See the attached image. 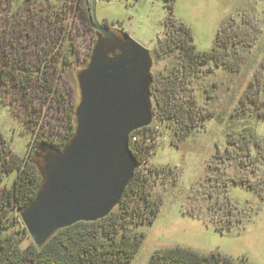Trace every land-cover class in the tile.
<instances>
[{
	"label": "rangeland",
	"instance_id": "1",
	"mask_svg": "<svg viewBox=\"0 0 264 264\" xmlns=\"http://www.w3.org/2000/svg\"><path fill=\"white\" fill-rule=\"evenodd\" d=\"M93 8L101 27L149 52L159 84L183 66L167 47L179 26L196 52L217 41L231 68L210 62L177 83L199 121L188 134L152 120L139 167L148 181L133 205L145 216L159 208L136 228L144 240L130 264L172 247L264 264V0H174L171 11L164 0H0V189L17 176L7 173L13 160L61 143L73 127L76 76L98 39Z\"/></svg>",
	"mask_w": 264,
	"mask_h": 264
},
{
	"label": "water",
	"instance_id": "2",
	"mask_svg": "<svg viewBox=\"0 0 264 264\" xmlns=\"http://www.w3.org/2000/svg\"><path fill=\"white\" fill-rule=\"evenodd\" d=\"M91 23L99 37L89 64L76 76L74 136L61 152L42 157V186L20 213L36 248L56 231L100 221L118 206L138 168L129 137L153 120L149 52L101 27L94 8Z\"/></svg>",
	"mask_w": 264,
	"mask_h": 264
},
{
	"label": "trees",
	"instance_id": "3",
	"mask_svg": "<svg viewBox=\"0 0 264 264\" xmlns=\"http://www.w3.org/2000/svg\"><path fill=\"white\" fill-rule=\"evenodd\" d=\"M164 1L167 9L171 11L174 0ZM88 20L90 24L91 17ZM178 30L180 37L168 38L167 47L169 51H179L183 66L163 85L151 76L150 98L154 105L153 124L165 125L182 137L193 130L199 121L193 109L186 107L177 97L179 93L177 83L186 80L191 72L210 62L215 67L222 66L230 70L231 68L227 67L226 52L217 41L210 52L199 53L191 44L192 36L189 29L179 26ZM151 126L132 135L141 133L144 137H151ZM75 130L74 118L73 127L61 143H37L36 152L24 161L16 159L12 161L7 173L16 170L17 176L9 189H0V264H130L140 250L144 234L136 231V228L144 224L141 223L143 221L148 225L152 224L159 208V204L152 203L149 215L145 216L143 211H139V208L133 205L135 199L142 195L148 181L139 170L148 149L143 147V141L134 147V151H130L138 162V168L120 203L106 218L95 223H77L58 230L40 248H36L32 242L22 246L28 235L21 223L20 213L35 200L43 182V161L42 157H37V154H40L39 149L44 150L42 156L46 152H61L73 138ZM233 185L244 186L241 182H233ZM10 211L14 214L10 215ZM147 264L234 263L218 253L204 256L189 249L172 247L156 250Z\"/></svg>",
	"mask_w": 264,
	"mask_h": 264
},
{
	"label": "built area",
	"instance_id": "4",
	"mask_svg": "<svg viewBox=\"0 0 264 264\" xmlns=\"http://www.w3.org/2000/svg\"><path fill=\"white\" fill-rule=\"evenodd\" d=\"M140 141H143L144 142L143 147L147 148L148 145L150 144L151 137H148V136L144 137L141 133L136 134V135H131L129 137V150L134 151V147L138 145Z\"/></svg>",
	"mask_w": 264,
	"mask_h": 264
},
{
	"label": "flooded vegetation",
	"instance_id": "5",
	"mask_svg": "<svg viewBox=\"0 0 264 264\" xmlns=\"http://www.w3.org/2000/svg\"><path fill=\"white\" fill-rule=\"evenodd\" d=\"M90 25H91V27H92L91 20H90ZM92 29H93V27H92ZM93 30H94V29H93ZM94 31H95V30H94ZM95 33L97 34V38H98V37H99V34H98L96 31H95ZM117 38L120 39V40H122V34H120L119 37H117ZM42 150H43V149H39L40 154H37V157H40V158L43 157V156L41 155V154L43 153Z\"/></svg>",
	"mask_w": 264,
	"mask_h": 264
}]
</instances>
